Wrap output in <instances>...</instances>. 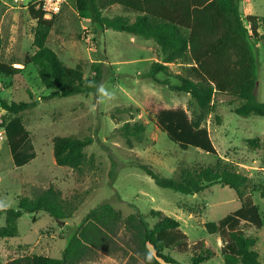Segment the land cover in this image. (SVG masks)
Masks as SVG:
<instances>
[{
  "label": "rangeland",
  "instance_id": "obj_1",
  "mask_svg": "<svg viewBox=\"0 0 264 264\" xmlns=\"http://www.w3.org/2000/svg\"><path fill=\"white\" fill-rule=\"evenodd\" d=\"M39 2L0 0V60L24 68L14 77L0 76V124L2 101L35 103L18 115L30 131V143L36 153L27 165L15 166L7 136L0 128V202L7 205L4 209H17L21 197H33L53 185L64 199L77 204V210L61 221L45 212L24 213L18 222V237L0 240V264L29 254L62 258L75 228L104 201H110L123 219L151 209L163 211L181 223L190 244L204 240L215 251L216 256L202 264H226L220 235L208 233L205 223L218 222L242 207L235 191L218 184L199 194L184 195L159 187L137 166L147 164L163 177L178 178L182 169L211 166L219 157L251 179L247 192L260 210L263 227L242 225L241 230L256 240L255 250L264 264V198L260 194L264 185V118L238 116L232 107L239 101L231 95L217 94L213 111L203 124L209 129L218 156L193 147L182 150L158 129L154 118L160 109L176 108L184 109L192 119L199 116V106L190 94L173 91L160 83L169 79L172 85H179L178 78L184 75L187 65L168 64L171 76L161 73L157 75L158 81L145 78L154 62H162L158 45L126 32L98 30L91 13L79 10L77 0L63 4L47 45L68 67L80 66L86 79L93 76L97 67L98 86L108 90L112 98L102 101L97 89L88 95L50 98L52 91L45 88L38 68L34 64L23 66L25 56L36 50L33 41L37 21L30 16L28 7ZM246 5L241 4L242 13ZM250 6L252 14L264 17V0H252ZM102 14L113 17L126 12L122 6L113 5ZM254 44L259 48L260 60L256 96L264 103V44L257 40ZM127 122L145 126L141 139L131 136L132 147L119 130ZM59 136L93 139L85 150L88 162L82 173L56 164L53 141ZM147 219L151 226L156 223L150 217ZM4 225L2 215L0 227ZM166 253L178 264H191V252ZM85 264L144 263L99 254Z\"/></svg>",
  "mask_w": 264,
  "mask_h": 264
},
{
  "label": "trees",
  "instance_id": "obj_2",
  "mask_svg": "<svg viewBox=\"0 0 264 264\" xmlns=\"http://www.w3.org/2000/svg\"><path fill=\"white\" fill-rule=\"evenodd\" d=\"M241 1L77 0V3L80 11L91 13L98 30L122 31L158 45L162 62H154L145 78L158 81L157 75L161 73L171 76L168 64L182 62L187 65L184 75L178 78L179 85H172L169 79L160 83L173 91L190 94L199 106V116L192 119L181 108L160 109L154 122L182 150L193 147L218 156L209 129L203 124L213 111L217 94L231 95L239 101L232 107V112L238 116L264 118V103L256 96L260 60L259 48L254 44V40L264 44V17L247 15L243 18ZM113 5L122 6L126 14L103 16V11ZM28 11L37 21L33 41L36 50L25 56L23 66L34 64L38 68L45 88L52 91L49 97L67 98L96 91V87L90 85L98 86L100 71L97 67L93 76L86 79L80 66L68 67L47 45L57 15L45 17L37 4L30 5ZM1 47L0 36V51ZM23 69L0 60V76L5 78L14 77ZM1 104L0 128L7 136L13 163L17 167L25 166L36 153L30 143V131L18 114L35 103L2 101ZM11 115L14 116L10 118ZM119 130L124 132L132 147L131 136L141 139L145 126L127 122ZM92 143V138L56 137L53 141L56 164L82 173L88 162L85 150ZM137 166L159 187L184 195L199 194L218 184L234 190L242 207L218 222L205 223V228L210 234L220 235L226 264H261L255 250L256 240L241 230L242 225L263 227L260 210L247 192L251 186L247 175L235 170L221 157L211 166L184 168L178 178L163 177L147 164ZM260 194L264 198V185ZM74 203L64 199L62 192L53 185L33 197H21L17 209L0 210V217L5 215L0 240L18 237V222L24 213L45 212L61 221L69 219L77 210ZM149 217L156 220L153 226ZM168 250L191 252V264H202L216 256L204 240L190 244L181 223L161 210L151 209L146 214L137 212L123 219L110 201H104L89 211L75 228L62 258L29 254L3 264H85L97 259L99 254L120 256L134 263L178 264L166 253Z\"/></svg>",
  "mask_w": 264,
  "mask_h": 264
},
{
  "label": "built area",
  "instance_id": "obj_3",
  "mask_svg": "<svg viewBox=\"0 0 264 264\" xmlns=\"http://www.w3.org/2000/svg\"><path fill=\"white\" fill-rule=\"evenodd\" d=\"M65 2L66 0H40L38 7L45 12V17L51 18L53 15H58L61 12Z\"/></svg>",
  "mask_w": 264,
  "mask_h": 264
},
{
  "label": "clouds",
  "instance_id": "obj_4",
  "mask_svg": "<svg viewBox=\"0 0 264 264\" xmlns=\"http://www.w3.org/2000/svg\"><path fill=\"white\" fill-rule=\"evenodd\" d=\"M90 86L96 87L97 93L100 96L102 101L105 99H111L112 98V94L108 90H106L103 86H96L94 83L91 84ZM6 207H7L6 204H4L3 202H0V209H4Z\"/></svg>",
  "mask_w": 264,
  "mask_h": 264
},
{
  "label": "crops",
  "instance_id": "obj_5",
  "mask_svg": "<svg viewBox=\"0 0 264 264\" xmlns=\"http://www.w3.org/2000/svg\"><path fill=\"white\" fill-rule=\"evenodd\" d=\"M251 1L252 0H242L240 2V12H241L243 18H245L247 15H255V14H252V7L250 6ZM243 2L247 4L246 9H245V13H242V11H241V4ZM256 16H259V15H256ZM259 17H262V16H259ZM256 93H257V89H256ZM221 251H222V246H221Z\"/></svg>",
  "mask_w": 264,
  "mask_h": 264
},
{
  "label": "bare ground",
  "instance_id": "obj_6",
  "mask_svg": "<svg viewBox=\"0 0 264 264\" xmlns=\"http://www.w3.org/2000/svg\"><path fill=\"white\" fill-rule=\"evenodd\" d=\"M17 66H20V65H17Z\"/></svg>",
  "mask_w": 264,
  "mask_h": 264
},
{
  "label": "water",
  "instance_id": "obj_7",
  "mask_svg": "<svg viewBox=\"0 0 264 264\" xmlns=\"http://www.w3.org/2000/svg\"><path fill=\"white\" fill-rule=\"evenodd\" d=\"M58 221V220H57Z\"/></svg>",
  "mask_w": 264,
  "mask_h": 264
}]
</instances>
